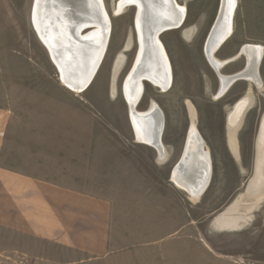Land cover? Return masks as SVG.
<instances>
[{
    "label": "rangeland",
    "instance_id": "rangeland-1",
    "mask_svg": "<svg viewBox=\"0 0 264 264\" xmlns=\"http://www.w3.org/2000/svg\"><path fill=\"white\" fill-rule=\"evenodd\" d=\"M34 1L0 0V96L20 89L26 119L52 123L60 136L85 138L80 144L84 179H99L100 174L105 184L114 183L109 195L127 248L98 264H264V201L244 228L231 231L218 225L255 175V142L264 117V52L261 89L237 80L218 97L219 76L205 46L222 0H176L186 7V19L180 28L160 35L174 81L167 92L148 83L138 109L147 110L154 100L164 113L165 162L136 138L123 94L138 51L137 8L115 14L119 0H104L112 21L108 50L95 80L78 93L63 83L38 37L32 21ZM247 45L264 48V0H236L233 33L216 57L238 58L221 70L223 74L245 69L247 59L239 54ZM249 94L253 105L237 133L239 155L235 156L228 147V118ZM190 106L213 162L210 184L196 201L173 182L191 124ZM24 253L16 258L38 261ZM0 264H5L3 254Z\"/></svg>",
    "mask_w": 264,
    "mask_h": 264
},
{
    "label": "bare ground",
    "instance_id": "bare-ground-1",
    "mask_svg": "<svg viewBox=\"0 0 264 264\" xmlns=\"http://www.w3.org/2000/svg\"><path fill=\"white\" fill-rule=\"evenodd\" d=\"M102 1L108 18L101 13L97 0H39L34 18L32 16L38 37H41L52 55L63 83L74 92H84L95 80L103 52L111 38L112 21L104 0ZM223 2L226 5L225 12L205 46L206 57L219 76L218 97H223L237 80H246L261 89L259 69L264 52L262 46L247 45L240 51L247 59L245 69L231 76L221 72L229 62L238 58L237 56L222 61L216 57L234 30L233 11L236 0ZM131 6L136 7L138 12V51L134 61L137 63L133 64L134 68L126 76L123 94L129 106V116L136 138L154 148L159 159L165 162L168 157L163 143L165 115L154 100L145 111H140L138 106L144 98L142 93L148 83L161 92H167L172 87V64L160 36L158 39L156 33L162 28H180L186 19L187 9L176 0H119L115 14H121ZM86 27L91 30L80 33ZM141 77L147 79L141 82ZM252 105L253 99L249 94L236 104L229 115L227 141L230 152L235 156L239 155L237 133L242 126L243 116ZM190 112L191 124L179 160L181 163L174 168L173 182L196 201L210 184L213 162L206 142L197 130V115L192 106ZM259 129L255 175L247 192L233 204L222 222L218 223L220 227L231 231H238L253 222L252 214L264 201V117Z\"/></svg>",
    "mask_w": 264,
    "mask_h": 264
},
{
    "label": "crops",
    "instance_id": "crops-1",
    "mask_svg": "<svg viewBox=\"0 0 264 264\" xmlns=\"http://www.w3.org/2000/svg\"><path fill=\"white\" fill-rule=\"evenodd\" d=\"M9 93L0 96V255L5 264L24 262L16 258L19 252L43 264H98L125 250L109 195L114 183L105 184L100 174V180L88 181L81 171L85 138L60 136L54 124L26 119L22 91Z\"/></svg>",
    "mask_w": 264,
    "mask_h": 264
},
{
    "label": "water",
    "instance_id": "water-1",
    "mask_svg": "<svg viewBox=\"0 0 264 264\" xmlns=\"http://www.w3.org/2000/svg\"><path fill=\"white\" fill-rule=\"evenodd\" d=\"M38 1L39 0H35L34 1V6H33V13H32V16H33V18H34V16H35V12H36V9H37V6H38ZM99 3V6H100V10H101V13L103 14V15H105V17L106 18H108L107 17V15H106V11H105V7H104V4H103V1L102 0H97ZM226 5H225V2H223V0L221 1V6H220V10H219V13H218V17H217V19H216V21H215V23H214V25H213V28H212V30H211V32H210V35L212 34V32H213V30L217 27V25H218V23H219V21L222 19V16H223V13L225 12V9H226V7H225ZM235 11V10H234ZM234 11H233V14H234ZM138 13V12H137ZM232 14V15H233ZM136 17H137V15H136ZM33 22H34V20H33ZM135 24H136V21H135ZM86 29H89V27H86V28H83V29H81V31H80V33H82V32H84ZM168 30H170V28H162V29H160L156 34V36H157V38L159 39V36L162 34V33H164V32H166V31H168ZM210 35L208 36V39H207V42H208V40H209V38H210ZM40 40H41V37H40ZM42 41V40H41ZM43 42V41H42ZM206 42V43H207ZM108 46H109V43L107 42V45H106V47H105V50H104V52H103V55H102V58H101V60H100V64H99V66H98V68H97V71H98V69H99V67H100V65L102 64V62H103V60H104V58H105V56H106V53H107V50H108ZM50 56H51V60L53 61V63L55 64V62H54V59H53V57H52V55L50 54ZM137 63V61L134 63V65ZM55 66L57 67V65L55 64ZM133 68H134V66H133ZM96 71V72H97ZM95 75H96V73H95ZM95 77V76H94ZM145 79H147V77H141L140 78V80H141V82H143ZM90 85V84H89ZM89 85H88V87H89ZM87 87V88H88ZM86 88V89H87ZM86 89H84V90H86ZM142 90H143V88H142ZM143 92V91H142ZM143 94V93H142ZM141 98V97H140ZM256 149H257V146H256V142H255V158H254V171H255V165H256V163H257V158H258V154L256 153L257 151H256ZM183 158V157H182ZM181 163V162H180Z\"/></svg>",
    "mask_w": 264,
    "mask_h": 264
},
{
    "label": "built area",
    "instance_id": "built-area-1",
    "mask_svg": "<svg viewBox=\"0 0 264 264\" xmlns=\"http://www.w3.org/2000/svg\"><path fill=\"white\" fill-rule=\"evenodd\" d=\"M20 264H36V263L22 262Z\"/></svg>",
    "mask_w": 264,
    "mask_h": 264
}]
</instances>
